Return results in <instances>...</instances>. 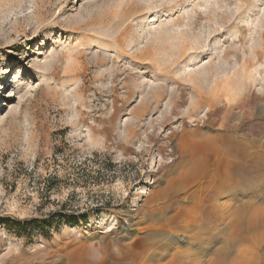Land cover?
<instances>
[{
  "label": "rangeland",
  "instance_id": "374dc122",
  "mask_svg": "<svg viewBox=\"0 0 264 264\" xmlns=\"http://www.w3.org/2000/svg\"><path fill=\"white\" fill-rule=\"evenodd\" d=\"M192 160L214 181L160 230ZM242 202L264 216V0H0V264H264L227 240Z\"/></svg>",
  "mask_w": 264,
  "mask_h": 264
},
{
  "label": "bare ground",
  "instance_id": "6f19581e",
  "mask_svg": "<svg viewBox=\"0 0 264 264\" xmlns=\"http://www.w3.org/2000/svg\"><path fill=\"white\" fill-rule=\"evenodd\" d=\"M19 95L16 97L17 99H22L23 97V92L19 91ZM191 159V158H190ZM203 163V162H202ZM200 161L197 162V160H192L188 166L183 170V172L179 173V176H177L176 179L172 180V182L169 184V186H167V188L163 191L159 192V196H163L165 192H167V189L172 186L173 184H176L177 187L174 188V190L176 191V194H184L186 195V199H189V197H194L197 198L198 201L192 206V207H188V208H180L179 211L176 212V214L174 216H172L171 218H168L164 221L163 224H161L158 228L160 230L163 231H170L173 233V230L175 228L172 227V224L174 223V220H176V216L181 213V212H185L187 213V215L183 216L182 222L179 224L178 227H180L181 231H186L187 227H188V222L190 224V221L192 219L193 216L196 213H198V207L200 205V193L199 195H197L198 193L196 192H189L190 189L192 188L193 185L197 184L200 180H202V178L209 176V182L211 183L212 181H214L213 178V174H209L207 173V171L204 168V164H202ZM185 171V172H184ZM227 174V172H226ZM228 176V175H227ZM173 187V186H172ZM171 188V187H170ZM171 192V191H170ZM169 192V193H170ZM174 192V191H172ZM157 193V192H156ZM168 193V194H169ZM166 194V195H168ZM165 196V195H164ZM163 196V197H164ZM169 196V195H168ZM184 198V197H183ZM216 196H215V200L212 197L211 198V209H213L212 211L214 213H219L220 219H219V224H222V222L225 220H227L228 218H226L227 213H224L223 210L228 209L226 206L227 205H220L216 202ZM160 199V198H159ZM162 201V200H161ZM174 202V201H173ZM195 202V201H194ZM164 203V202H162ZM162 203L160 205H162ZM168 203V202H166ZM243 203V202H242ZM241 204V203H240ZM244 204L247 203H243V205L241 206L240 210L238 211V216H237V220L239 221V224H237L234 229L233 232L231 231L230 234L227 235V240L230 243L229 240L231 239H236L239 242H248L254 239L257 240L260 236L262 237L264 234L261 233L260 228L263 226L264 228V216L262 212L256 211V212H252L250 214H248L247 211V205L245 207ZM252 203L248 204L251 205ZM157 205V204H156ZM162 207V206H161ZM160 208V207H159ZM250 208V207H249ZM237 212V211H236ZM218 214H216L217 216ZM237 215V214H236ZM177 216V217H178ZM197 217V216H196ZM229 217V216H228ZM188 219H190V221H188ZM194 219V218H193ZM197 219V218H196ZM227 222V221H226ZM228 223V222H227ZM176 225V224H175ZM226 225V224H225ZM190 226V225H189ZM154 228V227H153ZM225 228V226H224ZM233 228V227H232ZM175 232V231H174ZM227 232V231H226ZM176 234H179L178 232H176ZM222 234V233H221ZM260 235V236H259ZM224 236V235H223ZM171 237V236H170ZM226 237V236H225ZM233 241V240H232ZM225 242V241H224ZM162 243V242H161ZM189 244V243H188ZM169 245V244H168ZM190 245V244H189ZM220 245V244H219ZM226 245V243H225ZM259 245V242H258ZM192 246V245H191ZM224 246V245H223ZM174 248V247H173ZM188 248V247H187ZM224 247H221L218 250H213L208 251L207 253L209 255H211L212 257L209 259L208 263L206 264H250V260L252 256H249L248 253H245L244 259L241 261H233L231 259H222L221 256V251L223 250ZM190 249V248H189ZM189 249H178L176 247V251L174 252V256L175 258L170 259V261H168L165 264H205L202 260L203 254H205V250H199V252H197L194 255H190V250ZM190 252H189V251ZM164 251V250H163ZM154 252V251H153ZM152 254H157V253H153ZM156 252V251H155ZM223 252V251H222ZM161 254V253H160ZM244 254V253H243ZM159 255V254H158ZM157 256V255H156ZM160 257V256H159ZM150 258V257H149ZM161 258V257H160ZM227 258V257H225ZM153 259V258H152ZM141 263L140 264H150V262L148 263L147 260L148 258H141L140 259ZM154 260V259H153ZM152 260V261H153ZM159 261V260H158ZM160 264V262H159Z\"/></svg>",
  "mask_w": 264,
  "mask_h": 264
}]
</instances>
